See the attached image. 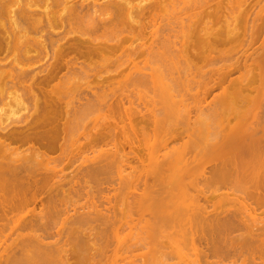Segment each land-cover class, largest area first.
I'll list each match as a JSON object with an SVG mask.
<instances>
[{"label":"rangeland","instance_id":"rangeland-1","mask_svg":"<svg viewBox=\"0 0 264 264\" xmlns=\"http://www.w3.org/2000/svg\"><path fill=\"white\" fill-rule=\"evenodd\" d=\"M57 2L0 0V93L14 101L0 123L42 119L60 141L23 183L0 179V255L43 240L47 264H77L71 216L99 208L118 218L78 233L104 231L102 264H264V0H136L144 25L119 37L49 23ZM174 164L191 183H169ZM173 201L203 204L205 219Z\"/></svg>","mask_w":264,"mask_h":264},{"label":"bare ground","instance_id":"bare-ground-1","mask_svg":"<svg viewBox=\"0 0 264 264\" xmlns=\"http://www.w3.org/2000/svg\"><path fill=\"white\" fill-rule=\"evenodd\" d=\"M135 1L136 0H58L57 3H59L58 5L61 7V10H59L56 15L54 14L49 18V23L56 21V23H59L64 28L73 30L86 27L90 30L102 31V36L111 33L119 37L121 32L125 29L135 30L142 28L144 25L143 19L149 9L136 4ZM4 38L3 31L0 30V53L8 46L7 42H3V40H5ZM74 41L75 42L70 43L67 50L78 52L81 50L80 45L83 40L78 37L74 39ZM45 81L46 80L39 83V85H44ZM34 96L36 97V95ZM13 102L14 101L10 97L0 93V103H3L4 106L12 107ZM44 108H50V105L45 104ZM49 110L50 109L45 110V119H47V111ZM18 124L19 125L15 126H3L0 123V179L2 183L11 185L21 184L24 180L29 178L30 172L37 165L35 162H37L41 156L42 149L56 151L60 144L58 139L59 127L53 128L47 133L44 131L46 124L42 119L40 122H34L28 119ZM50 133H55V135L50 136ZM252 141H256L253 136ZM253 142L251 144H253ZM208 143L209 142L206 141L204 146L208 147L210 144ZM12 144L27 146L28 152L18 157H11L8 155V151ZM244 144L245 140L238 142L230 141L225 147L229 145H233V148L237 145L241 147ZM225 147L223 146L219 149V152H222ZM161 168L162 166L159 165L155 170ZM167 170L170 174L169 183H176L182 176L189 177L191 183L192 173L190 169L183 170L176 167L174 164V167L170 165ZM142 201L143 200H137L135 202L137 207H148V203ZM173 203L176 204L175 211L177 213H180L181 207H185L190 218L197 222H201L205 219L206 207L203 204L191 202L189 205L185 204V202L177 201H173ZM7 214L8 213L5 215ZM156 214L158 215L157 212ZM174 214L175 212L170 213V216ZM117 216V214L106 212L104 209L95 208L82 212L76 211L71 218L74 220V226L78 228L87 226L95 230L97 229V225L100 226L111 223L118 218ZM53 218L54 216L51 217V219ZM37 226H41V223L37 221L36 218H33L23 225V229ZM44 226L47 227L48 224ZM52 227L53 226L49 228ZM78 228L76 229L74 237L77 248L76 253L78 252L77 264H102L105 258H102V253L99 249H103V241L106 239L104 231L99 229L94 233H89L85 237L78 233ZM23 245L30 249H6V251L0 255V264H23L27 256H30L36 264H47L46 260L55 258L56 250L51 249L50 245H47L43 240L23 242ZM159 251L158 249H154L151 257L156 258L160 253ZM161 253L164 252L161 251ZM147 259L144 261L134 260L127 264H148ZM68 261L67 258L60 257L50 264H68ZM194 262L196 263L198 260L189 261V263L192 264H194Z\"/></svg>","mask_w":264,"mask_h":264}]
</instances>
